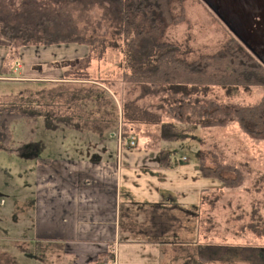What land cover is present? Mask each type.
<instances>
[{"label": "trees", "instance_id": "16d2710c", "mask_svg": "<svg viewBox=\"0 0 264 264\" xmlns=\"http://www.w3.org/2000/svg\"><path fill=\"white\" fill-rule=\"evenodd\" d=\"M19 1L24 11L17 14L16 10L12 20L2 17L8 8L0 7V46L11 50L3 72H10L11 62L22 48L78 44L89 49L86 57L66 62L69 69L64 72L63 82L72 84H68L72 90L51 92V100L58 105H43L39 116L48 117L50 111L49 117L54 119H59L57 113L73 119L85 117L86 125H95L102 131L113 129L123 145L135 141L136 146L146 138L148 143H153L150 148L158 146L159 163L163 168L178 165L173 163V145L186 141L190 134L200 129H224L235 123L252 141L264 142V93L253 105L220 103L206 98L213 88L264 90L262 35L254 44L255 53L234 36L216 54L190 61L187 52L191 50L186 52L164 38L168 29L183 17L174 15L172 5L184 0ZM14 3V0L0 1V4ZM84 3H96L105 8L110 21L109 36L97 32L83 35L77 28L68 27L63 14L58 17L51 9L55 4ZM46 6H49V12L43 10ZM111 48L118 49L123 57L121 76L111 81H96V86L103 84L108 89H95L88 85L92 82L93 65L102 64ZM74 85L85 87L79 90ZM105 92L106 98L102 95ZM96 96L101 98L96 101ZM14 97L10 104L0 102V151L8 153L23 147L13 143V125L34 121L36 108L40 105V100L34 99L31 92L22 90L20 97L18 94ZM6 100L10 101L9 98ZM87 104L94 105L95 113L84 115L83 108ZM203 157L200 152L199 164L204 175L217 178L227 189L244 187L243 169L221 161H216L215 167L210 168ZM225 173L234 178H225Z\"/></svg>", "mask_w": 264, "mask_h": 264}, {"label": "rangeland", "instance_id": "374dc122", "mask_svg": "<svg viewBox=\"0 0 264 264\" xmlns=\"http://www.w3.org/2000/svg\"><path fill=\"white\" fill-rule=\"evenodd\" d=\"M2 1L8 2L10 0ZM14 1L13 5L0 4V7L5 5L3 10L8 8L3 11L2 17L4 19H14L16 10L17 14L24 11L21 2L19 0ZM214 1L224 13L230 17L232 16V20L249 37H257L255 39L257 41L258 36L262 35L264 40V0ZM233 8L239 9L232 12L234 15L230 13ZM51 9L58 17L63 14L68 27L77 28V31L83 35H91L93 32L103 36L111 34L110 21L105 8L96 3L92 5L90 3L82 5L55 4ZM172 9L175 16L181 18L183 15V17L178 24H173L168 29L164 36L165 41L172 45L181 46L186 52L191 50V52H187L190 61L198 60L201 56L216 54L235 36L203 0H184L181 3L176 1L172 5ZM43 10L49 12V6L43 7ZM28 48L18 50L19 56L11 62L10 68L12 70L9 69L10 72H6V75H3V79L0 80V99H3L0 102L10 104L15 95L18 94V97H20V91L22 90L31 92L34 99L40 100V105L36 108L37 116L34 121L17 122L13 125V143L16 145L24 143L23 149L11 154L0 151V202L4 200V203L0 204V264H44V261L36 260V258L43 259L42 255H44V258L47 256L48 259L44 247L23 243L24 239L20 235V232L28 227L30 221V211L28 210L30 181L29 175H20L18 172L17 169L20 163L17 159L20 160L22 156L26 157L25 155L28 153L42 155L41 150L45 144L44 134L34 132L26 134L25 132H28L30 127H34L33 129L35 127L47 128L50 134H47L48 144L46 148L57 144L69 145L66 149L50 147L48 152L50 156H56L58 151L64 154L73 145L89 142L92 136L73 133L77 128L92 125L84 123L87 120L85 117L73 119L62 117V113H57L59 119L45 115L39 116V111L43 105L47 104L53 107L58 105L51 100V92L72 90L70 89L72 87L69 86L72 84L63 82L64 76L62 80L31 83V81L23 80L20 74L22 60L26 54L32 53V49H40L35 57L38 56L37 63L42 61L43 67L41 68H43V71L40 72V69H38L37 77L53 78L58 71L69 69L66 62L72 63L86 57L89 52L88 47L78 44H62L50 47H30L32 48L29 49L30 51H28ZM1 50L6 51L4 68L11 50L0 46ZM119 52L118 49L111 48L107 51L102 64L97 63L96 65L95 63L93 65L92 82H89L88 85H92L95 89L101 87V89L106 90L108 88L105 85L97 84L98 86H96L95 82L107 79L111 81L121 76L123 57ZM29 57H34V55H29ZM51 66L52 69L47 74V69ZM74 87H79L80 90L85 85H74ZM213 89L210 90L206 98L208 100L213 98L220 103L228 104H257L264 93L261 88H251L249 90ZM109 92L111 93V91ZM102 95L105 98L108 96L106 92ZM8 98L10 101L4 100ZM100 98L101 96H96V101ZM64 106L67 108L66 103ZM93 106L87 104L83 108L84 115L95 113ZM77 120L79 121L76 122ZM110 139L107 151L111 157L115 152L116 158H119V160L122 158L123 163L134 160L140 161L143 165H150L153 162L154 154H143L139 151V157L128 156L129 152L134 150L129 146V142H125L123 145L120 138L116 136L114 139ZM145 140L147 139H141L138 147L153 151L150 148L153 143H148V140L147 142ZM101 142L106 141L102 140ZM104 147V143H102L100 149H104ZM155 149L159 151L158 146ZM36 150L37 153H35ZM172 151H174L172 155L173 163L178 165L176 168L162 173L165 176V182L161 183L158 179V187L168 191L167 194L162 196L160 202L168 203L175 200L174 202L178 207L188 211H194L197 208L196 215L198 219L191 217V221L193 220L198 226L203 225L200 223H206L203 230H201L206 239L216 238L227 241L229 244H236L240 240L246 245L264 247V142L252 141L240 131L235 123H232L224 129H200L195 133L193 132L186 141L173 145ZM200 152L205 158L207 167L214 168L216 161H221L235 164L243 169L246 176L244 187L238 190L227 189L217 178L204 175L199 164ZM44 156H47V154H44ZM141 173L139 172V174ZM21 176H23V179H20ZM134 176H136L135 173ZM224 177L229 179L234 178V175L225 173ZM127 180L129 181L130 192L140 190L145 197L144 203H146L149 189L142 184H135L133 182L135 177H132L133 181L130 178ZM147 186L153 192L152 186ZM172 193H174L173 199L171 198ZM204 194L207 195V198L204 199L207 205L201 206ZM20 200L24 201L20 202ZM181 217L185 221L188 219L183 214ZM121 254L123 255L122 250ZM212 255V264H219L217 262L220 259H215L219 257L217 253L214 252ZM231 257L229 256V260ZM200 261L202 264L206 262L203 259Z\"/></svg>", "mask_w": 264, "mask_h": 264}, {"label": "crops", "instance_id": "0c3cea01", "mask_svg": "<svg viewBox=\"0 0 264 264\" xmlns=\"http://www.w3.org/2000/svg\"><path fill=\"white\" fill-rule=\"evenodd\" d=\"M32 50L22 60L20 74L23 80L63 79L65 70L58 71L53 78L37 77L38 69L43 71L42 61L37 63L38 56L35 57L40 49ZM5 53V50L0 51V80L6 75L2 71ZM50 69L48 67L47 74ZM33 128L25 133L44 134L42 155L28 153L26 157L22 156L17 159L20 163L17 170L20 175H29L30 181V221L20 235L23 243L44 247L45 255H48V259L42 255L43 259L36 258L37 261H44V264H202L200 260L203 259L205 264H212V253L215 252L219 264H264V247L246 245L240 240L229 244L216 238L206 239L201 232L206 223L198 226L191 221V217L197 218V208L188 211L178 207L175 200L160 202L168 191L158 187V179L165 182L162 173L177 165L163 168L156 149L148 151L130 144L134 150L128 156L139 157V151L152 153L153 162L150 165L134 160L123 163L122 158H116L115 152L111 157L107 151L110 138H119L118 134L113 129L106 132L91 125L73 131L92 135L89 142L73 145L64 154L58 151L56 156H50V147L66 149L69 145L46 148L49 129ZM102 143L104 149H100ZM14 145L20 147L24 143ZM129 178L149 189L146 203L140 190L130 192ZM145 183L152 186L153 192ZM204 195L201 206L207 205L204 200L207 195ZM3 203L4 200L0 202ZM182 214L188 218L186 221ZM229 256H232L230 260Z\"/></svg>", "mask_w": 264, "mask_h": 264}, {"label": "water", "instance_id": "95a60500", "mask_svg": "<svg viewBox=\"0 0 264 264\" xmlns=\"http://www.w3.org/2000/svg\"><path fill=\"white\" fill-rule=\"evenodd\" d=\"M204 3L212 10V12L226 25V27L231 31L232 34L235 35L242 43H244L250 50L255 53L254 44L256 42L257 37H249L241 28L232 20V16H228L224 13L220 7L214 3V0H203ZM235 10H239L237 8H233L230 10V13ZM233 14V13H232ZM234 15V14H233Z\"/></svg>", "mask_w": 264, "mask_h": 264}, {"label": "built area", "instance_id": "2783aa9c", "mask_svg": "<svg viewBox=\"0 0 264 264\" xmlns=\"http://www.w3.org/2000/svg\"><path fill=\"white\" fill-rule=\"evenodd\" d=\"M131 144L134 146L135 145V141H132Z\"/></svg>", "mask_w": 264, "mask_h": 264}]
</instances>
